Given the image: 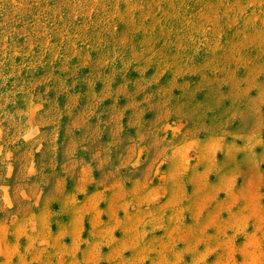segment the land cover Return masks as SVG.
<instances>
[{"label": "rangeland", "instance_id": "rangeland-1", "mask_svg": "<svg viewBox=\"0 0 264 264\" xmlns=\"http://www.w3.org/2000/svg\"><path fill=\"white\" fill-rule=\"evenodd\" d=\"M0 264H264V0H0Z\"/></svg>", "mask_w": 264, "mask_h": 264}]
</instances>
